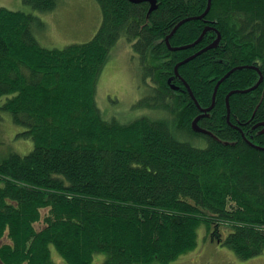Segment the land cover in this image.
I'll use <instances>...</instances> for the list:
<instances>
[{
    "label": "trees",
    "instance_id": "obj_1",
    "mask_svg": "<svg viewBox=\"0 0 264 264\" xmlns=\"http://www.w3.org/2000/svg\"><path fill=\"white\" fill-rule=\"evenodd\" d=\"M96 1L95 35L61 48L37 42L33 14L0 7V118L21 128L22 144L32 142L15 150L0 138V262L51 264L54 247L66 264H91L100 253L102 264H168L196 245L201 225L207 239L242 258L261 254L264 132L253 126L264 119V81L239 90L259 70L264 75V0H211L205 16L181 23L169 42L192 43L207 27L203 37L177 50L165 36L208 0H157L149 13L147 0ZM23 2L36 11L57 4ZM218 32L217 46L178 67L206 107L216 82L242 66L221 81L214 106L198 120L204 132L191 127L201 111L174 67ZM122 37L153 85L147 107L171 119L123 123L101 115L97 76ZM231 90L238 91L229 96L227 119Z\"/></svg>",
    "mask_w": 264,
    "mask_h": 264
},
{
    "label": "rangeland",
    "instance_id": "obj_2",
    "mask_svg": "<svg viewBox=\"0 0 264 264\" xmlns=\"http://www.w3.org/2000/svg\"><path fill=\"white\" fill-rule=\"evenodd\" d=\"M0 7L33 14L32 33L37 42L47 48L86 42L101 24L102 14L96 0H57L55 8L47 11H36L23 0H0ZM148 82H144L138 54L125 38H120L109 52L95 84V102L101 115L106 120L115 119L123 123L141 115L171 119L172 113L147 107L145 97L152 92L148 89ZM171 106L175 108L173 102ZM20 129L7 118H0V138L4 140V146L10 144L15 150L29 147L28 151L32 142L22 144V139L16 135ZM40 226L36 225L37 228ZM51 249V264H66L54 247ZM104 258L105 254H96L91 264H102ZM168 264H264V251L257 256L242 258L226 245L207 239L205 226L201 225L197 229L196 245Z\"/></svg>",
    "mask_w": 264,
    "mask_h": 264
},
{
    "label": "water",
    "instance_id": "obj_3",
    "mask_svg": "<svg viewBox=\"0 0 264 264\" xmlns=\"http://www.w3.org/2000/svg\"><path fill=\"white\" fill-rule=\"evenodd\" d=\"M134 1H140V0H134ZM147 1L150 2L151 6H152L153 8H155V7L157 6V4H156L157 0H147ZM210 5H211V0H208V2H207V6H206V8H205V10H204V12H203L202 14H200V15H198V16H193V17L183 18L182 20H180V21H179V22L173 27V29L171 30V32L165 37V42H166L168 48H171V49H173V50H177V49H182V48L190 47V46H193L194 44H196V43H197V42L203 37L204 33H205L206 30L208 29L207 27L203 29V31L201 32L200 36H199L194 42H192V43L185 44V45H181V46H177V47H172V46L170 45V42H169V38L173 35V33L175 32V30L178 28V26H179L181 23H183V22H185L186 20L191 19V18H202V17H204L205 14L208 12V10H209V8H210ZM219 39H220V34L218 33L217 38H216L211 44H209L208 46L204 47V48L201 49L200 51H198V52H196V53H194V54H192V55L186 57L185 59L179 61V62L175 65V67H174L175 72H178V67H179V65L185 63V62L188 61L189 59L193 58L195 55H197V54H199L200 52L204 51L205 49L215 47V46L218 44ZM240 67H242V66L234 67L233 69H230L228 72H226V73H225V74H224V75H223V76H222V77L216 82V84H215V86H214V88H213V92H212V101H211V104H210L209 106H207V107H201V106H199V104H198L197 100L195 99V97H194V95H193V93H192V91H191L189 85H187V84L185 83L186 89H187V91L189 92V94L191 95V97L193 98V100L195 101V104L199 107V109H200V111H201V115H203L205 112L210 111V110L212 109V107L214 106V104H215V96H216V92H217L218 86H219V84L221 83V81H223V79H225V78H226V77H227V76H228V75H229L234 69H237V68H240ZM172 87H173V88H176L174 85H172ZM248 90H250V88L245 89V90H239V91H241V92H245V91H248ZM236 91H238V90H231V91L228 92V94L226 95V104H227V106H228V98H229V96H230L232 93L236 92ZM199 117H200V115H198V116L194 119V121H193V126H194L197 130H199V131H204V132H205V131H206L205 129L198 128L197 125H196V121H197V119H198ZM259 148H260V147H259ZM261 149H264V147H261Z\"/></svg>",
    "mask_w": 264,
    "mask_h": 264
},
{
    "label": "flooded vegetation",
    "instance_id": "obj_4",
    "mask_svg": "<svg viewBox=\"0 0 264 264\" xmlns=\"http://www.w3.org/2000/svg\"><path fill=\"white\" fill-rule=\"evenodd\" d=\"M253 65V64H252ZM251 65V67L252 68H257L255 65H253L252 66ZM182 82H183V84H184V80L182 79V77H180V76H177ZM263 81H264V75H263V73L259 70L258 72H257V76H256V78H255V80H254V82L251 84V86H249L248 88H251V87H253V86H255L253 89H251V90H249V91H254L255 89H257V87L259 86V85H261L262 83H263ZM148 89L150 90V91H152L153 90V85H152V83L149 81V84H148ZM247 89V88H246ZM180 90V89H179ZM240 90H242V89H240ZM206 116H208V114H204L202 117H206ZM230 116H231V114H230ZM226 117H227V113H226ZM258 126H262L261 127V132L263 131L264 132V119H258L257 121H256V123L254 124V126H253V128H256V127H258Z\"/></svg>",
    "mask_w": 264,
    "mask_h": 264
},
{
    "label": "bare ground",
    "instance_id": "obj_5",
    "mask_svg": "<svg viewBox=\"0 0 264 264\" xmlns=\"http://www.w3.org/2000/svg\"><path fill=\"white\" fill-rule=\"evenodd\" d=\"M141 1V0H140ZM157 7V6H156ZM155 7V8H156ZM155 8H153L152 6H151V4H150V7H149V9H148V11H147V13H149V12H151L152 11V9H155ZM172 47H177V46H172ZM170 50H173V49H171V48H169ZM200 51V50H199ZM201 53V52H200ZM233 69V68H232ZM235 70V69H234ZM233 70V71H234ZM174 72H175V70H174ZM175 75L177 76L178 75V72H175ZM185 81H184V85H185ZM187 84V83H186ZM188 85V84H187ZM186 87V86H185ZM255 86H253V87H251L250 88V90L251 89H253ZM173 88V87H172ZM174 89V88H173ZM248 89V88H247ZM243 90H245V89H243ZM249 91V90H248ZM200 115V117L197 119V121H196V125H197V127L198 128H201V129H204L203 127H201V126H199V124H198V120L203 116V115H201V113L199 114ZM196 118V117H195ZM195 118H193V120H192V124H191V127L193 128V129H195V130H197L194 126H193V121H194V119Z\"/></svg>",
    "mask_w": 264,
    "mask_h": 264
}]
</instances>
